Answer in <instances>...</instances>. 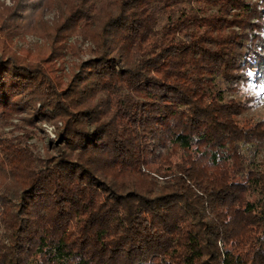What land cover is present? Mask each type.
<instances>
[{"label": "trees", "instance_id": "obj_1", "mask_svg": "<svg viewBox=\"0 0 264 264\" xmlns=\"http://www.w3.org/2000/svg\"><path fill=\"white\" fill-rule=\"evenodd\" d=\"M50 3L0 4L1 22L19 27ZM58 3L42 32L92 45L66 84L50 76L52 52L37 65L0 48V114L61 123L56 158L26 164L0 264H264V158L242 149L264 126L239 124L246 100L223 95L264 86V0ZM2 141L0 182L14 166Z\"/></svg>", "mask_w": 264, "mask_h": 264}, {"label": "rangeland", "instance_id": "obj_2", "mask_svg": "<svg viewBox=\"0 0 264 264\" xmlns=\"http://www.w3.org/2000/svg\"><path fill=\"white\" fill-rule=\"evenodd\" d=\"M13 2L14 0H0L1 5L9 7L13 6ZM60 7L58 0H51L49 9L44 11L39 12L34 7L35 16L33 19L26 22L23 21V23H28V27L34 26L33 33L25 32L23 30V23L19 27H13L10 21L2 23L1 20H4V17L0 15V41L5 45L0 46V48L6 55H12L23 63L25 61L33 62L34 58V63L41 65L40 52H42L43 58L47 60L51 55L55 56L54 61H52V69L54 68V71L50 76L66 84L75 73L80 71L82 62L91 57L90 49L92 45L80 37L65 36L62 39H58V36L51 37V33L42 32L55 24L57 20L56 15L58 14L57 11ZM52 48L55 51V55ZM1 49L0 56L3 57L5 55L1 52ZM49 52H52L50 56ZM261 86L263 85H258L250 81L241 84L238 89L234 88L233 90L223 92L225 99L239 98L246 100V108L235 115L234 119L239 124L253 125V130L264 126V93L259 91ZM28 114H30L29 111L24 112L22 110L5 111L0 114V142L2 143V139H5V141L11 143V146L5 150L7 157L14 164L12 166V172H9L5 166V178L0 182V194L4 197L2 199L3 202L6 203L5 212L3 210L0 214V249L8 247L11 249L14 247V236H12V230L6 219L11 220L14 216L13 212H16L15 205L18 202L21 187L19 181L25 170H27L26 164L30 157L40 167L41 164L46 165L48 161H51L54 157L56 158V155L60 153L59 150L61 149V146L56 145L58 141L56 133L61 129V123L54 120H37L33 122L31 119L32 116ZM261 130L264 133V127ZM50 141L52 143L54 142L55 145L51 146L49 144ZM242 149L246 153L247 159L252 161V164H256L264 158V140L260 143H247L243 145ZM180 158L181 153L170 155V161L172 163H178ZM151 165L153 166V164ZM135 176L141 184L142 190H152L149 180L146 182V178L140 175ZM132 178L129 175L123 174L116 177V180L123 181L124 183V181L128 182ZM141 178L143 179L141 180ZM158 179L160 178L158 177ZM158 181L162 183V180ZM139 183H136V186ZM124 185H126V182ZM129 189L131 188L129 187ZM127 190L119 192L124 194ZM3 193H11L10 198ZM12 198H14L13 201H11ZM1 218H3V221ZM205 260L209 261V258Z\"/></svg>", "mask_w": 264, "mask_h": 264}, {"label": "snow or ice", "instance_id": "obj_3", "mask_svg": "<svg viewBox=\"0 0 264 264\" xmlns=\"http://www.w3.org/2000/svg\"><path fill=\"white\" fill-rule=\"evenodd\" d=\"M259 91H260L261 93H264V86H261L260 89H259Z\"/></svg>", "mask_w": 264, "mask_h": 264}]
</instances>
